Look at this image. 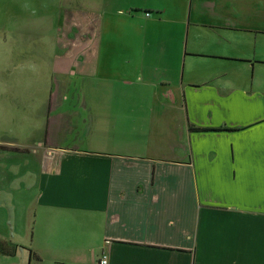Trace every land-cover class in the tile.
Masks as SVG:
<instances>
[{
    "label": "crops",
    "instance_id": "obj_1",
    "mask_svg": "<svg viewBox=\"0 0 264 264\" xmlns=\"http://www.w3.org/2000/svg\"><path fill=\"white\" fill-rule=\"evenodd\" d=\"M84 6L46 97L28 43L0 59V239L26 264H264V0Z\"/></svg>",
    "mask_w": 264,
    "mask_h": 264
},
{
    "label": "rangeland",
    "instance_id": "obj_2",
    "mask_svg": "<svg viewBox=\"0 0 264 264\" xmlns=\"http://www.w3.org/2000/svg\"><path fill=\"white\" fill-rule=\"evenodd\" d=\"M24 2V0H0V37L2 38L6 33H20V36L15 35L6 42L0 39V59L8 51L21 50L20 48L28 43V47L38 54L37 59L43 65L35 67V65L27 62L25 66L29 68V72L26 73V77L30 82H34V77H40L36 85L33 83L30 85V89L41 88L38 94L46 97L47 87H51L52 82L55 83L58 78L53 71L51 62L47 59H52L56 53L67 52L72 44L76 45L79 42L76 37L80 33H85L84 27L69 25L68 18L75 14L77 19L81 21L88 9H85L84 0H69L61 6H58L59 2L56 0H35L28 6L30 9L23 7ZM27 2L26 4H28ZM37 32H39L37 35L28 38V40L21 38L26 33ZM68 41L70 44L67 43ZM40 55H43L45 60H41ZM21 75L25 78V74L20 71L13 72V80H20ZM81 75L75 77L74 81L82 82L85 76ZM19 251L20 248L17 253ZM15 256L6 257V255L0 254V264L13 262L26 264V254L24 252L17 257Z\"/></svg>",
    "mask_w": 264,
    "mask_h": 264
},
{
    "label": "trees",
    "instance_id": "obj_3",
    "mask_svg": "<svg viewBox=\"0 0 264 264\" xmlns=\"http://www.w3.org/2000/svg\"><path fill=\"white\" fill-rule=\"evenodd\" d=\"M19 248H21V246L17 243H14L12 241H4L0 239V254L2 255L15 256ZM31 252L35 254L33 251Z\"/></svg>",
    "mask_w": 264,
    "mask_h": 264
},
{
    "label": "built area",
    "instance_id": "obj_4",
    "mask_svg": "<svg viewBox=\"0 0 264 264\" xmlns=\"http://www.w3.org/2000/svg\"><path fill=\"white\" fill-rule=\"evenodd\" d=\"M99 264H108L109 263V259H108V255H103L99 261H98Z\"/></svg>",
    "mask_w": 264,
    "mask_h": 264
}]
</instances>
